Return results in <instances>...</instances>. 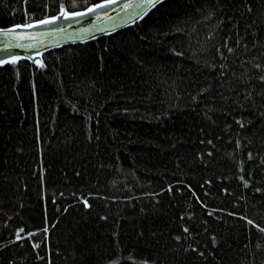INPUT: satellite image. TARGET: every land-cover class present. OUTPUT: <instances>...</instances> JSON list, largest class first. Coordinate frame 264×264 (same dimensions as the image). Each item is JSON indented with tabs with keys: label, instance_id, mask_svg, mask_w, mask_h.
<instances>
[{
	"label": "trees",
	"instance_id": "16d2710c",
	"mask_svg": "<svg viewBox=\"0 0 264 264\" xmlns=\"http://www.w3.org/2000/svg\"><path fill=\"white\" fill-rule=\"evenodd\" d=\"M99 1L0 0V28ZM41 61L0 66V264H264V0Z\"/></svg>",
	"mask_w": 264,
	"mask_h": 264
},
{
	"label": "water",
	"instance_id": "95a60500",
	"mask_svg": "<svg viewBox=\"0 0 264 264\" xmlns=\"http://www.w3.org/2000/svg\"><path fill=\"white\" fill-rule=\"evenodd\" d=\"M126 2L133 6L131 8L124 7ZM99 3L100 1L96 2V4ZM152 7L153 5L147 7L141 5L140 0H115L114 3L104 4L102 7L82 16L69 17L61 14L49 24L35 25L32 28L11 29L13 32L32 34L28 39L21 40L18 37L8 36L0 32V58L19 55L21 59H27L35 63L37 60L42 59V54L45 51L66 46V44L87 42L99 36L119 31V29L127 27L130 23L138 21ZM141 9H143V12ZM57 13L54 15H57ZM137 13H140L139 18ZM11 26L1 27L0 29H10ZM22 44H31L32 46L21 47Z\"/></svg>",
	"mask_w": 264,
	"mask_h": 264
},
{
	"label": "snow or ice",
	"instance_id": "6c2138e0",
	"mask_svg": "<svg viewBox=\"0 0 264 264\" xmlns=\"http://www.w3.org/2000/svg\"><path fill=\"white\" fill-rule=\"evenodd\" d=\"M115 0H100L99 4H91L85 8H83L81 11H68L67 7L65 6V4L63 2H61V4L59 5L60 11L57 13V15H50V16H45L43 19H37V20H32L30 23H26V24H22V25H12L10 29H0V32H3L5 35L8 36H15L18 37L21 40L24 39H28L31 37L32 34L28 33V32H13L11 31V29H15V28H32L35 25H43V24H49L52 21H55L58 16H60L61 14L64 16H82L85 13H90L95 9H98L100 7H102L104 4H109V3H114ZM160 0H140V4L144 5L145 7H147L148 5H155L157 3H159ZM133 5L130 3H125L124 7L126 8H131ZM141 11L143 12V9H141ZM137 16L139 18L140 13H137ZM31 44H27L24 45L22 44L21 47H31ZM21 57L19 55H9L6 58H0V65L5 64L6 62H12L13 64H15L18 60H20ZM36 63L41 64V66H43V62L41 60H37ZM256 67H260V65H256ZM260 79L264 80V76H261ZM249 155L251 156V153H249ZM245 183H247V181H245ZM84 203L85 205L88 204L87 199H84ZM245 219H247V217H245ZM257 227H259V225H257ZM187 231V229H185ZM29 235H31V233H29ZM19 238V237H18ZM177 239H179V237H177Z\"/></svg>",
	"mask_w": 264,
	"mask_h": 264
},
{
	"label": "bare ground",
	"instance_id": "6f19581e",
	"mask_svg": "<svg viewBox=\"0 0 264 264\" xmlns=\"http://www.w3.org/2000/svg\"><path fill=\"white\" fill-rule=\"evenodd\" d=\"M150 9H151V8H150ZM147 12H148V11H147ZM147 12H146V13H147ZM29 23H30V22H29Z\"/></svg>",
	"mask_w": 264,
	"mask_h": 264
}]
</instances>
